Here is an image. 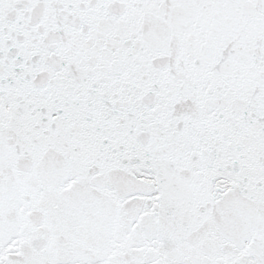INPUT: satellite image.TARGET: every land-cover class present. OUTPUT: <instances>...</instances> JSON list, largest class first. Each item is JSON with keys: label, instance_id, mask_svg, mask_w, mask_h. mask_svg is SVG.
I'll return each instance as SVG.
<instances>
[{"label": "water", "instance_id": "95a60500", "mask_svg": "<svg viewBox=\"0 0 264 264\" xmlns=\"http://www.w3.org/2000/svg\"><path fill=\"white\" fill-rule=\"evenodd\" d=\"M0 264H264V0H0Z\"/></svg>", "mask_w": 264, "mask_h": 264}]
</instances>
